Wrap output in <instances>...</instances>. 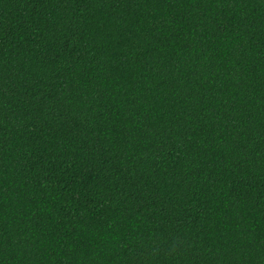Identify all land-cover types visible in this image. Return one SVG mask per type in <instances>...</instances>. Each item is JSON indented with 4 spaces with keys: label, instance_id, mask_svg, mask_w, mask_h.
<instances>
[{
    "label": "trees",
    "instance_id": "1",
    "mask_svg": "<svg viewBox=\"0 0 264 264\" xmlns=\"http://www.w3.org/2000/svg\"><path fill=\"white\" fill-rule=\"evenodd\" d=\"M0 264H264V0H0Z\"/></svg>",
    "mask_w": 264,
    "mask_h": 264
}]
</instances>
